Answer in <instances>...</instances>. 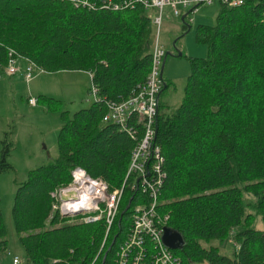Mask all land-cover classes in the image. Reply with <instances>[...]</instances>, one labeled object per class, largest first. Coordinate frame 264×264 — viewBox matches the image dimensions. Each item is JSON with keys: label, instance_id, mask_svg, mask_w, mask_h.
<instances>
[{"label": "trees", "instance_id": "trees-1", "mask_svg": "<svg viewBox=\"0 0 264 264\" xmlns=\"http://www.w3.org/2000/svg\"><path fill=\"white\" fill-rule=\"evenodd\" d=\"M155 38L151 17L138 8L89 11L53 0H0V74L6 75L12 49L45 72L91 73L101 98L62 112L59 156L30 170L16 191L12 213L26 264L114 263L131 226L132 210L122 213L143 194L124 190L104 243L105 219L64 225L59 214L50 219L51 192L69 183L77 166L112 189L122 186L136 142L103 118L108 101L128 99L147 81ZM196 38L208 56L190 58L182 103L163 110L160 102L158 115L168 173L160 201L168 226L185 242L174 252L183 264H264V229L254 226L250 210L264 222V0L221 4L216 23L201 24ZM168 86L164 79L163 91ZM9 167L3 155L0 173ZM7 236L0 208V256L9 252ZM231 238L238 245L232 256L213 243Z\"/></svg>", "mask_w": 264, "mask_h": 264}, {"label": "built area", "instance_id": "built-area-1", "mask_svg": "<svg viewBox=\"0 0 264 264\" xmlns=\"http://www.w3.org/2000/svg\"><path fill=\"white\" fill-rule=\"evenodd\" d=\"M70 3L74 8L84 10H112L139 7L147 11L155 27L156 38L153 45L152 70L147 81L139 85L126 100L107 102L105 123L116 125L121 131L128 130L136 140L130 164L125 177V184L132 190L140 191L143 197L131 207L130 230L117 251L113 264H182L181 259L163 240L165 228L169 224L170 214L157 210L161 205L160 194L167 178L164 159L160 147L155 143V136L160 108V96L164 88L162 65L166 56L160 44V32L171 13L177 18L198 7L223 4L229 7L242 5L244 0H53ZM190 12V13H191ZM188 16V15H187ZM187 18V17H186ZM10 61L6 75L21 74L30 81L34 75L45 72L37 65L10 50ZM24 63V64H22ZM92 79V74L89 73ZM99 89L92 81L91 94L94 102L99 101ZM35 105L37 99L30 98ZM137 128L140 137L137 136ZM124 187L112 189L103 178L91 176L80 166L72 170L69 183L51 192L53 199L50 219L59 214L63 219L80 218L76 223H93L105 219L107 231L104 243L119 214L124 195ZM73 222V221H72ZM14 264H25L19 256L13 257ZM94 264V263H92Z\"/></svg>", "mask_w": 264, "mask_h": 264}, {"label": "rangeland", "instance_id": "rangeland-1", "mask_svg": "<svg viewBox=\"0 0 264 264\" xmlns=\"http://www.w3.org/2000/svg\"><path fill=\"white\" fill-rule=\"evenodd\" d=\"M220 5L200 6L189 13L185 24L190 28L185 33L182 18L166 14L160 44L171 55L167 58L164 71V79L169 86L160 96L163 110L176 109L182 103L192 73L190 58L208 56V46L197 41L196 32L201 24L216 23ZM179 52L183 56H178ZM91 88L92 79L85 71L42 72L34 75L29 82L20 74L13 77L0 74V158L5 155L10 165L0 173V208L8 227L7 239L13 255H1L0 264H13L15 255L26 264L27 257L19 242L12 213L16 191L28 179L30 170L59 156L58 135L63 126L62 112L73 114L89 107L95 100L90 93ZM32 97L37 99L35 105L30 103ZM247 199L249 202L255 201L250 194ZM250 210L256 215L254 226L263 230L261 217L255 210ZM75 221H80V218L64 219L61 225ZM213 243H219L222 253L229 256L238 246L234 238Z\"/></svg>", "mask_w": 264, "mask_h": 264}, {"label": "water", "instance_id": "water-1", "mask_svg": "<svg viewBox=\"0 0 264 264\" xmlns=\"http://www.w3.org/2000/svg\"><path fill=\"white\" fill-rule=\"evenodd\" d=\"M190 12H191V10L188 11L187 13H185V14L182 16V21H183L184 25H186V24H185L186 17H187V15H188ZM189 28H190V27H189ZM170 55H171L170 52L166 53V56H165L164 61H163L162 71H161L163 77H164V71H165L166 61H167L168 56H170ZM177 55H178V56H182L183 53H182V52H179ZM157 128H158V123H157ZM132 199H133V198H131V199L129 200V202H128V204H127V206H126V208H125V210L123 211L122 214H124L125 212H127V211L130 209ZM163 240H164V243H165L169 248H171V249H173V250L182 249L183 246H184V244H185V242H184V238H183L182 234H181L180 232H178V231L173 230V229L170 228L169 226H167V227L165 228V233H164V236H163ZM111 248H112V247H110L109 250H111ZM106 258H107V253L105 254V256H104V258H103V262L106 261Z\"/></svg>", "mask_w": 264, "mask_h": 264}, {"label": "bare ground", "instance_id": "bare-ground-1", "mask_svg": "<svg viewBox=\"0 0 264 264\" xmlns=\"http://www.w3.org/2000/svg\"><path fill=\"white\" fill-rule=\"evenodd\" d=\"M137 8H138V9H141V8H139V7H135V8L124 9V11L130 10V9H133V10H134V9H137ZM119 102H120V101H119ZM135 130H136V132H138L136 128H135ZM127 131H128V130H127ZM128 132H129V131H128ZM129 134H130V132H129ZM157 135H158V128H157V130H156L155 143L160 147L161 155H162V157H163V159H164V163H165V157H164V155H163L162 148H161V146L157 143ZM137 136L140 137V134L137 133ZM134 140H135V139H134ZM135 142H136V140H135ZM135 145H136V144H135ZM134 147H135V146H134ZM133 149H134V148H133ZM132 151H133V150H132ZM131 154H132V153H131ZM124 181H125V180H124ZM123 186H125L124 189H126V188H130V189H131V186H130V185H126L125 182H123V184H122L121 187H123ZM134 191H136V190H134ZM139 192H140V191H139ZM140 193H141V192H140ZM137 203H138V201H137ZM137 203H136V204H137ZM136 204H135V205H136ZM135 205H134V206H135ZM134 206H133V200H132V202H131V207H134ZM131 207H130V208H131ZM157 210L160 211V212H162V211H163V210H162V206H158V207H157ZM163 212H164V211H163ZM165 213H167V212H165ZM177 256H178V255H177ZM178 257L181 259L180 256H178ZM181 261H182V259H181ZM182 264H183V261H182Z\"/></svg>", "mask_w": 264, "mask_h": 264}, {"label": "crops", "instance_id": "crops-1", "mask_svg": "<svg viewBox=\"0 0 264 264\" xmlns=\"http://www.w3.org/2000/svg\"><path fill=\"white\" fill-rule=\"evenodd\" d=\"M22 64H24V63H22ZM86 72V71H85ZM88 74H89V72H87ZM21 75V74H20ZM90 75V74H89ZM8 76V75H7ZM8 77H13V76H8ZM23 77V76H22ZM91 77V76H90ZM7 254V256H10L11 255V257L13 256L12 255V253H11V251L9 250V252L8 253H6ZM12 263H13V258H12ZM14 264V263H13Z\"/></svg>", "mask_w": 264, "mask_h": 264}]
</instances>
